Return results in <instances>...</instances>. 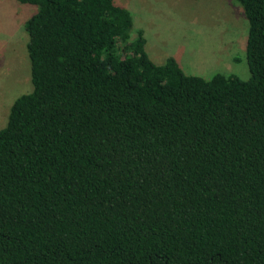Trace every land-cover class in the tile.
I'll list each match as a JSON object with an SVG mask.
<instances>
[{
    "label": "trees",
    "instance_id": "obj_1",
    "mask_svg": "<svg viewBox=\"0 0 264 264\" xmlns=\"http://www.w3.org/2000/svg\"><path fill=\"white\" fill-rule=\"evenodd\" d=\"M19 1L0 264H264V0H235L246 79L155 64L115 0Z\"/></svg>",
    "mask_w": 264,
    "mask_h": 264
},
{
    "label": "rangeland",
    "instance_id": "obj_2",
    "mask_svg": "<svg viewBox=\"0 0 264 264\" xmlns=\"http://www.w3.org/2000/svg\"><path fill=\"white\" fill-rule=\"evenodd\" d=\"M115 1L143 31L145 51L155 64L174 57L187 74L248 78L246 20L235 0ZM35 11L19 0H0V128L13 100L32 88L24 22Z\"/></svg>",
    "mask_w": 264,
    "mask_h": 264
}]
</instances>
